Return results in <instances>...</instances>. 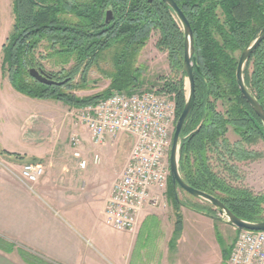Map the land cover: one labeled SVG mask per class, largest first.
I'll return each mask as SVG.
<instances>
[{
	"label": "trees",
	"instance_id": "obj_1",
	"mask_svg": "<svg viewBox=\"0 0 264 264\" xmlns=\"http://www.w3.org/2000/svg\"><path fill=\"white\" fill-rule=\"evenodd\" d=\"M174 1L189 20L195 39V99L180 133L181 177L190 186L217 197L237 217L263 222L264 194L232 185L212 170L208 155L213 151L220 154L221 145L236 160H244L257 153L247 150L242 142L264 138L263 125L242 96L235 76L241 52L264 25V0ZM109 9L112 19L105 24ZM12 12L14 20L1 48L0 70L17 91L60 100L69 107L95 103L113 90H139L136 58L151 31L157 30V48L166 51L175 73L181 72L179 78L167 79L160 90L175 94L177 120L186 100L184 36L175 14L162 0H12ZM39 47L58 55L62 65L72 61L69 69L45 72L35 56ZM100 62L110 67L102 69ZM29 67H37L55 80L69 79L62 85L40 83L29 75ZM94 67L110 79L108 88L93 95H75L74 90L86 87L87 72ZM77 73L81 79L73 82ZM243 77L264 108V39L247 60ZM217 101L227 103L223 110L217 108ZM229 125L241 137L232 146L225 136ZM228 170L233 172L235 168L228 166ZM167 192L174 199L177 236L182 230L178 208L182 203L175 197L170 175ZM229 253L223 254L225 262ZM20 254L30 264H52L25 251Z\"/></svg>",
	"mask_w": 264,
	"mask_h": 264
},
{
	"label": "crops",
	"instance_id": "obj_2",
	"mask_svg": "<svg viewBox=\"0 0 264 264\" xmlns=\"http://www.w3.org/2000/svg\"><path fill=\"white\" fill-rule=\"evenodd\" d=\"M69 109L63 101L17 91L0 71V150L7 152H0V239L8 244L0 241V264H30L20 251L52 264H185L186 211L211 219L213 214L181 204L182 230L176 236L173 196L166 192L165 206L148 204L133 232L107 226L104 209L122 160L108 174L100 154L107 152L105 144H92L85 126L69 117ZM4 117L10 120L5 129ZM75 132L82 137L81 155L89 159L83 169L69 144ZM92 153L99 154L98 163ZM28 162L44 167L32 187L19 179Z\"/></svg>",
	"mask_w": 264,
	"mask_h": 264
},
{
	"label": "built area",
	"instance_id": "obj_3",
	"mask_svg": "<svg viewBox=\"0 0 264 264\" xmlns=\"http://www.w3.org/2000/svg\"><path fill=\"white\" fill-rule=\"evenodd\" d=\"M68 115L88 130L90 142L106 144L107 138L128 134L132 144L124 167L115 180L104 209V223L119 232H133L141 211L148 205L165 206L169 151L176 122V99L156 89L127 93L113 90L95 103L70 107ZM69 144L80 168L89 159L79 150L82 137L72 133ZM93 163L100 161L92 153ZM44 174L37 163H24L19 179L32 187ZM227 264H264V230L239 229L233 240Z\"/></svg>",
	"mask_w": 264,
	"mask_h": 264
},
{
	"label": "rangeland",
	"instance_id": "obj_4",
	"mask_svg": "<svg viewBox=\"0 0 264 264\" xmlns=\"http://www.w3.org/2000/svg\"><path fill=\"white\" fill-rule=\"evenodd\" d=\"M13 20L12 0H0V64L2 60L1 47L12 28ZM157 39L158 31L152 30L138 52L135 65L139 68L140 73L139 79L141 87L139 90L156 89L160 91L167 79L179 78L181 76V72L175 73L174 69L171 67L166 51H161L157 48ZM35 56L45 72H57L63 67L67 70L72 63V61L65 65L58 63L60 57L55 54H50L49 51L42 47L37 49ZM105 56L107 57V55ZM100 67L106 69L109 68L110 65L109 63L105 65L104 62H100ZM72 79L73 82L80 81V73L75 74ZM109 84L110 79L105 77L94 67L87 72L86 87L83 89H76L73 92L79 97L93 95L103 92L108 88ZM185 89L187 93L186 77ZM160 93L163 95L173 94L175 96L173 92L160 91ZM222 103L225 106L227 105L226 102ZM223 104H221V101H217V108L223 110ZM2 122L4 129L10 126V120L6 117L3 118ZM86 131L88 133L87 129ZM225 136L230 146L234 145L238 140H241L239 134H237L230 125L228 126ZM2 141L4 142V140ZM131 144L132 140L128 134L120 133L112 139L109 137L107 138L106 144L104 145L105 148H107V152H102L100 154L102 155L101 160L108 174L114 173L119 168L121 160L123 169ZM242 145L247 150L254 151L257 154L239 161L236 160L235 157H232L220 145V154H218V151L209 153V165L214 172L226 177L232 185L245 188L253 194H264V138H257L254 142L250 143L242 142ZM225 164H227V166ZM228 166H234L235 170L230 172ZM175 197L178 198L182 204H187L194 209L197 208L201 211H206L216 217L214 220L209 216L199 214L195 211H186L184 219L186 231L181 250L183 263L227 264L223 254H228L230 251V247L237 234L235 227L227 223L225 216L218 215L217 211L208 201L194 197L179 187L176 188ZM172 199L173 197L170 199L171 202ZM170 201L169 203H171ZM172 204L175 207L174 199ZM178 208L181 213L180 206ZM198 217L206 221L209 220L211 227L208 228L206 224H203L205 221Z\"/></svg>",
	"mask_w": 264,
	"mask_h": 264
},
{
	"label": "water",
	"instance_id": "obj_5",
	"mask_svg": "<svg viewBox=\"0 0 264 264\" xmlns=\"http://www.w3.org/2000/svg\"><path fill=\"white\" fill-rule=\"evenodd\" d=\"M152 1V0H148ZM166 5H168L175 16L177 17L181 30L184 36L183 42V69L186 73L187 78V93H186V100L183 105V108L175 122L174 131L172 134V142L169 151V170H170V177L173 188L176 190L177 187L184 190L188 194L201 198L205 201H208L214 209L217 211L218 215L225 216L226 221L228 224L233 225L236 229H248V230H264V221L263 222H249L243 220L236 215H234L224 204L219 200L217 197L197 188H194L187 184L181 174L179 172L178 167V157H179V146H180V133L184 126V123L189 115V112L192 108L194 99H195V80H194V72H193V62L195 61L194 50H195V39L194 33L190 26L189 20L187 19L184 12L178 6V4L174 0H162ZM112 19V11L107 10L105 13L104 23L108 24ZM264 39V25L258 32L255 39L241 52L237 67H236V83L237 86L247 101V103L251 106L254 112L259 117L262 125H263V133H264V108L261 103L251 94L248 90L244 77H243V69L250 58L253 51L257 48L260 42ZM29 75L37 80L40 83H44L47 85H62L68 81L69 78L64 80H55L47 75L43 70L37 69L35 67L28 68ZM196 211L200 212L201 210L195 209ZM206 214L210 215L206 211ZM214 217L213 215H210Z\"/></svg>",
	"mask_w": 264,
	"mask_h": 264
},
{
	"label": "flooded vegetation",
	"instance_id": "obj_6",
	"mask_svg": "<svg viewBox=\"0 0 264 264\" xmlns=\"http://www.w3.org/2000/svg\"><path fill=\"white\" fill-rule=\"evenodd\" d=\"M109 23H110V22H109ZM109 23H108V24H109ZM235 230L237 231L238 229L235 228Z\"/></svg>",
	"mask_w": 264,
	"mask_h": 264
}]
</instances>
